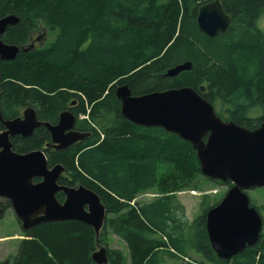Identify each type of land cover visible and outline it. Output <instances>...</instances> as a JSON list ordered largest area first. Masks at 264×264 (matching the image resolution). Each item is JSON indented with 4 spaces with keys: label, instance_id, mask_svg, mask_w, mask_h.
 <instances>
[{
    "label": "trees",
    "instance_id": "trees-1",
    "mask_svg": "<svg viewBox=\"0 0 264 264\" xmlns=\"http://www.w3.org/2000/svg\"><path fill=\"white\" fill-rule=\"evenodd\" d=\"M213 1L0 0V19H20L3 36L6 44L24 49L37 36L48 37L42 47L22 51L15 61H0L3 119H16L31 107L40 121L55 124L70 110L77 118L75 130L91 136L48 153L49 162L63 165L73 179L62 184H82L96 192L108 213L99 239L91 227L76 221L36 227L12 264H96L93 255L100 247L107 248L108 264H165L169 258L189 259L190 264H264V233L255 247L231 260L213 251L206 219L220 201L212 205L210 198H202L199 216L186 222L177 194L198 191L197 181L204 178L196 151L164 129L126 120L115 94L125 84L134 97L205 87L201 96L223 121L257 130L264 123V32L257 25L264 0H220L230 27L225 35L209 38L197 17ZM186 62L192 64L190 71L165 76ZM35 73L40 76L31 78ZM38 131L11 139L14 150H43L41 144L34 147ZM150 191L159 197L131 205ZM113 237L124 243L127 255L111 248Z\"/></svg>",
    "mask_w": 264,
    "mask_h": 264
},
{
    "label": "water",
    "instance_id": "water-1",
    "mask_svg": "<svg viewBox=\"0 0 264 264\" xmlns=\"http://www.w3.org/2000/svg\"><path fill=\"white\" fill-rule=\"evenodd\" d=\"M20 19L11 15L0 19V61H15L22 48L6 44L2 37L8 28L18 25ZM197 23L200 31L209 38L228 32L231 17L220 0L202 6ZM35 45L25 48L28 53ZM186 62L169 69L165 76L177 77L190 71ZM190 87L132 96L127 84L117 86L115 94L121 102V114L131 123L145 128H161L189 142L201 166L204 177L222 183H232L219 205L207 214L206 229L210 244L222 260H231L247 248L255 247L263 231L264 221L255 207H251L249 190L264 188V123L254 131L225 122L216 114L212 104L201 93ZM1 101V98H0ZM75 105V104H73ZM0 122V198L11 204L24 231L35 227L76 221L91 227L97 236L107 225V209L99 195L81 185L78 188L60 187L58 180L65 171L62 165L49 168L43 151L18 153L11 139L29 138L42 126L50 131L56 151L82 143L91 133L75 130L77 118L71 111L59 117L57 125L39 121L36 111L29 107L22 118ZM42 179L35 184L34 179ZM63 191L66 201L61 204L57 193ZM3 210L0 207V217ZM96 264H108L107 248L94 253ZM7 264V263H3Z\"/></svg>",
    "mask_w": 264,
    "mask_h": 264
},
{
    "label": "rangeland",
    "instance_id": "rangeland-1",
    "mask_svg": "<svg viewBox=\"0 0 264 264\" xmlns=\"http://www.w3.org/2000/svg\"><path fill=\"white\" fill-rule=\"evenodd\" d=\"M257 25H258V28L264 32V14L258 19ZM34 45H38V43ZM33 75L40 76V73L32 74L31 78ZM22 116H23V113L21 114L20 117L22 118ZM4 130H5V127L3 130H0V131H4ZM206 179H209V178L204 177V178L198 179L197 181V184L199 187L198 191H194V193L190 191H184V192H180L177 194L178 199L181 200V202H183L182 204L186 208L185 217H184L186 222L191 223L199 216L200 207H201L200 204L202 202V198L204 197L210 198V202L212 205H215L217 202L220 201L218 203L219 205L221 201L223 200V198L225 197L226 192L229 189L228 186L217 185L214 182H209ZM211 181H214V180H211ZM248 194L252 198V200L255 202V204L260 208L262 212V216L264 218V188H255V189L249 190ZM158 197L159 195L157 193L150 191V192L141 193L137 197V200H138V203L145 204L147 202H151L152 200ZM0 202L5 203L6 201L3 199H0ZM19 223L20 222L17 220L16 215L12 209L6 210L2 219H0V263L5 262L7 260H9V262L12 263V261L14 260L13 256L17 252V247L21 244L24 238L23 230L20 227ZM263 233H264V227H263L262 234ZM120 242L122 241L114 237V240L112 239L111 248L121 249ZM127 254L128 253H126V255ZM196 258L200 259V257H196ZM184 260H186V262H181V260L169 258L166 260L165 264H190L188 263L190 261L189 259H184Z\"/></svg>",
    "mask_w": 264,
    "mask_h": 264
},
{
    "label": "flooded vegetation",
    "instance_id": "flooded-vegetation-1",
    "mask_svg": "<svg viewBox=\"0 0 264 264\" xmlns=\"http://www.w3.org/2000/svg\"><path fill=\"white\" fill-rule=\"evenodd\" d=\"M43 36H44V35H43ZM47 39H48L47 35H46L45 37H42L41 35H39V36L36 37V39H34L33 41H31V46L34 45V44H36V43H38V45H35L34 48H36V47H37V48H40V47H42L44 44H46ZM24 47L29 48L27 45L24 46ZM24 49H25V48H24ZM3 62H5V61H3ZM73 104H76V102H74ZM39 121H40V120H39ZM40 122L45 123L44 121H40ZM58 122H59V120H58ZM58 122L55 123V124H52V125L55 126V125L58 124ZM48 123H49V122H48ZM37 130H39L38 133H37L38 140H37V142H35V146H34V147H37L39 144H41V147H42V149H43L42 151L44 152V154H45V156H46V158H47V161H48V164H49V168H53V167L56 166V165L51 166V164H50V162H49V154H48V153L61 152V151H65V150L56 151V150L53 148L52 135H51L50 131L47 130L44 126L38 128V129H36V130L34 131V133H35ZM42 135H43V136H42ZM33 136H34V134H33L31 137H33ZM41 136H42V137H41ZM29 138H30V137H29ZM39 142H40V143H39ZM77 144H80V143H77ZM77 144H76V145H77ZM68 149H69V148H68ZM33 151H41V150L36 149V150H33ZM33 151H31V152H33ZM57 165H61V164H57ZM62 166H63V165H62ZM63 167H64V166H63ZM64 168H65V167H64ZM63 178H64V179H63ZM69 178H70V180H69ZM65 180H68L69 182H73V179H72L71 177L67 176L66 169H65V171L63 172V174L61 175V177L59 178V180H58V185H59L60 187H68V188H78L79 186L82 185V184H80V185L71 186V185H65V184H62ZM40 182H42V179H38V178H37V179H34V183H35V184L40 183ZM62 195H63L64 197H63V199L61 198L62 200H60L59 197H61ZM56 197H57V200H58L59 203H61V204H64V203H65V201H66V194H65L63 191L58 192L57 195H56ZM0 199H3V200L6 201L5 203L0 202V207H1L2 210H3L2 214H1V217H0V219H2V217L4 216L6 210H8V209H12V210H13V208L11 207V204H10V202H9L8 200H6L5 198H0ZM7 203L10 204L8 207H6ZM13 211H14V210H13ZM14 213H15V212H14ZM16 218H17V217H16ZM17 220L19 221L18 218H17ZM19 222H20V221H19ZM19 224H20V227L22 228V224H21V222H20ZM51 224H52V223H51ZM38 227H39V226H38ZM35 228H36V227H35ZM35 228H34V229H35ZM34 229H32V230H34ZM22 230H23V228H22ZM32 230H30V231L32 232ZM30 231H24V230H23V237H24V238H23V241H24V240L28 241V240H30V238L32 239V237L29 238V236H28V233H29ZM18 247H19V246H18ZM18 247H17V252H16V254H15L14 256H16L17 253H18ZM3 263L12 264V263L9 262V260H7V261H5V262H2V263H0V264H3Z\"/></svg>",
    "mask_w": 264,
    "mask_h": 264
},
{
    "label": "crops",
    "instance_id": "crops-1",
    "mask_svg": "<svg viewBox=\"0 0 264 264\" xmlns=\"http://www.w3.org/2000/svg\"><path fill=\"white\" fill-rule=\"evenodd\" d=\"M180 201H181V200H180ZM182 203H183V202H182ZM112 239H114V237H113ZM120 246H121V249L124 250V251L127 253V250H126L125 245H124L123 242H120Z\"/></svg>",
    "mask_w": 264,
    "mask_h": 264
},
{
    "label": "bare ground",
    "instance_id": "bare-ground-1",
    "mask_svg": "<svg viewBox=\"0 0 264 264\" xmlns=\"http://www.w3.org/2000/svg\"><path fill=\"white\" fill-rule=\"evenodd\" d=\"M210 3H211V2H210ZM206 4H209V3H206ZM206 4H204V5H206ZM204 5H203V6H204ZM22 51H24V49H22ZM22 51H21V52H22ZM29 58H30V57H29ZM25 61H26V60H25ZM5 62H6V61H5ZM32 63H33V62H32ZM41 64H43V63H41ZM35 66H38V65H35ZM46 68H47V67H46ZM48 68H49V67H48ZM31 69H32V67H31ZM34 71H35V70H34ZM37 71H38V70H37ZM138 97H139V96H138Z\"/></svg>",
    "mask_w": 264,
    "mask_h": 264
}]
</instances>
